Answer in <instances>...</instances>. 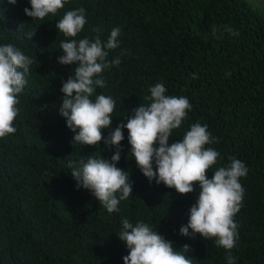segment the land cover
Segmentation results:
<instances>
[{
	"label": "trees",
	"instance_id": "obj_1",
	"mask_svg": "<svg viewBox=\"0 0 264 264\" xmlns=\"http://www.w3.org/2000/svg\"><path fill=\"white\" fill-rule=\"evenodd\" d=\"M25 8L31 10L30 0H0V46L12 44L33 60L18 96L16 132L0 138V264H123L129 250L117 235L125 218L148 223L175 250L188 245L184 254L193 264H227L214 238L179 233L198 199V183L181 195L149 182L129 151L127 129L117 167L128 171L132 195L119 211L108 213L88 190L76 188L69 163L100 154L110 160L115 149L103 140L96 146L72 142L75 133L58 108L62 84L78 65L58 63L60 43L96 36L106 42L114 27L121 29L119 47L109 50L108 60L120 56L121 63L105 69V87L92 97L115 101L102 136L126 123L131 110L150 104L145 98L158 82L166 95L187 97L191 110L168 144L199 122L218 141L206 145L220 154L209 179L230 156L245 164L231 251L235 264H264V14L247 0H67L43 20L25 15ZM78 8L85 9L87 23L76 37H66L55 25Z\"/></svg>",
	"mask_w": 264,
	"mask_h": 264
},
{
	"label": "clouds",
	"instance_id": "obj_2",
	"mask_svg": "<svg viewBox=\"0 0 264 264\" xmlns=\"http://www.w3.org/2000/svg\"><path fill=\"white\" fill-rule=\"evenodd\" d=\"M8 3L14 5L16 0ZM65 3L67 0H30L31 10L23 11L32 19L43 20L48 14L55 15ZM86 23L85 9L78 8L67 11L55 26L66 37H76ZM226 30L238 35L231 28ZM34 33H28L29 39ZM120 33L121 29L114 27L106 42L96 36L93 40L85 37L60 43L63 54L57 58L58 63L78 65L62 84L60 91L64 95L58 108L66 127L75 133L72 142L96 146L103 140L115 149L110 160L100 154L82 158L75 166L70 162L76 188L88 190L108 213L119 211L120 202L132 195L128 171L117 167L124 139L122 129H127L129 151L149 182L155 179L157 184L163 183L181 195L192 193L193 185L198 183V199L189 208L188 224L180 227V235L194 237L199 233L204 239L214 238L216 246L226 251L227 264H235L231 250L238 239V226L233 217L242 207L245 190L240 178L247 175L248 169L241 160L230 156V162L216 167L208 178L207 173L218 164L220 154L206 147L218 142L206 124H192L182 140L168 144L172 130L181 126L191 110L187 97L166 95L164 84L158 82L150 87V96L145 98L150 104H140L124 118L126 123L118 124L107 138L102 136V129L112 123L115 101L104 94L96 95L94 101L92 97L97 88L105 87V69L121 63L120 56L108 60L109 50L119 47ZM32 63V58L14 45L0 46V138L16 132L18 96L26 85L25 76ZM117 236L129 250L122 258L123 264H193V259L184 254L191 251L188 245L182 251L175 250L170 241L144 221L132 224L123 219Z\"/></svg>",
	"mask_w": 264,
	"mask_h": 264
},
{
	"label": "rangeland",
	"instance_id": "obj_3",
	"mask_svg": "<svg viewBox=\"0 0 264 264\" xmlns=\"http://www.w3.org/2000/svg\"><path fill=\"white\" fill-rule=\"evenodd\" d=\"M264 14V0H247Z\"/></svg>",
	"mask_w": 264,
	"mask_h": 264
}]
</instances>
